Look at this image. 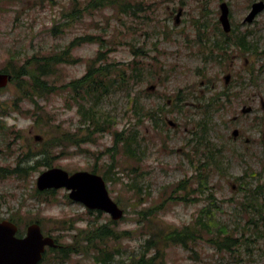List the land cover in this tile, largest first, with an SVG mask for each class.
I'll return each mask as SVG.
<instances>
[{"label": "rangeland", "instance_id": "obj_1", "mask_svg": "<svg viewBox=\"0 0 264 264\" xmlns=\"http://www.w3.org/2000/svg\"><path fill=\"white\" fill-rule=\"evenodd\" d=\"M222 1L229 5L232 28L248 35L252 49L242 51L232 45L229 55L216 61L211 58L210 48L222 36L217 23ZM254 1L258 0H132L134 12L107 5L82 10L71 18L67 10L73 4L83 7L87 0H0V70L9 64L11 55L23 61L33 53L64 48L76 36L100 34L99 40L76 46L72 54L79 59L60 64L50 80L56 77L62 86L81 76L99 49L107 52L109 60L127 63L134 56L132 48L139 47L145 52L139 59L152 62L156 72L153 75L143 70L146 74L132 82L129 91L140 92L149 105L161 104L165 97L177 93L185 95L180 110L169 108L162 115L161 126L147 120L137 125L145 148L142 160L137 162L136 158L119 154L121 179L105 180L109 194L124 209L113 227L132 231L119 241H109L121 248L112 264H126L138 253L151 233L149 218L159 224L180 226L210 207L216 220L235 227L248 245L219 251L204 240L193 245L195 250L171 244L165 248L164 264H264V211L260 213L243 204V181L252 186L264 183V8L252 21L244 19ZM202 22L206 26L199 29ZM252 68L256 81L248 76ZM226 75L230 76L228 81ZM15 82L10 80L0 90V120L8 127L0 126V166H14L18 156L24 159L25 153L37 152L43 142L62 132H86L78 101L67 88L60 86L46 94L36 92L32 100ZM223 89L228 90V96L208 115L204 103ZM129 97L128 90L122 88L102 97L98 108L112 117V125L91 135L94 139L80 146H54L53 166L75 171L90 170L95 165L103 176L106 162L110 161L105 150L113 145V130L136 126ZM244 105H250L251 110L243 112ZM34 113L40 114V123L33 119ZM169 119L175 124H170ZM203 120L208 124L201 130ZM234 128L238 129L237 136L232 134ZM12 130H18L20 136ZM36 158L22 164L34 165ZM198 166L199 179L194 174L199 173ZM48 167L39 164L23 175L0 176V217H15L20 233L38 219L42 230L56 236L63 246L84 245L80 228L111 217L70 199L63 187L53 193L37 194L36 178ZM136 179L145 186L136 209L164 201L156 215L147 218L132 209L136 197L125 183ZM181 180L186 187L173 188ZM181 194L185 197L178 198ZM257 194L264 202V191ZM138 218L147 222L140 227ZM248 226L257 227L258 235ZM55 255L49 251L38 264H98L93 251H73L66 259Z\"/></svg>", "mask_w": 264, "mask_h": 264}, {"label": "trees", "instance_id": "obj_2", "mask_svg": "<svg viewBox=\"0 0 264 264\" xmlns=\"http://www.w3.org/2000/svg\"><path fill=\"white\" fill-rule=\"evenodd\" d=\"M107 5H112L114 7L120 8L121 11H135V4L132 0H87V3L83 7H78L73 4L72 8L68 9L66 15L68 17H74L81 14L82 10H92ZM65 14V13H64ZM217 23H219L217 21ZM200 26H206L205 22L199 24ZM56 26L53 28L56 30ZM199 36L201 38L200 30ZM246 33H239L233 31V34L226 37L213 41L211 46V58L216 61H220L225 58L227 54L229 55V50L233 44L242 51H248L252 49V44L247 39ZM100 34L85 33L84 35L76 36L72 38L64 48L59 50H53L44 53H33L27 56L23 61H19V58L11 55V60L9 64L2 68L3 71L11 73V81H17L16 86L21 89L25 97L33 98L36 92L38 94H46L56 91L61 85L57 83L56 77L50 80L51 76L56 75V69L60 64L63 63H73L79 58H75L72 54L73 49L76 46L81 45L87 41L99 40ZM202 39V38H201ZM102 40V39H100ZM254 45V44H253ZM133 58L127 63H123L117 60H109L107 52L102 49L97 50L96 54L91 57L87 64L86 71L79 77L71 79L65 82L61 87L67 88L73 95V98L78 101L79 112L83 116L84 127L86 129L85 133H80L79 131H65L61 134L54 136L47 142H43L42 148L34 153H25L24 159L21 156L17 157V162L14 166H0V176L9 175H23L25 172H29L31 168H37V165L44 164L46 166H53L52 159L55 156L53 153L54 146L66 147L68 144L80 146L82 142L91 141L94 138L91 135L97 132H103L108 129L114 122L110 115H107L104 111L98 108L99 100L105 95L109 94L112 90L117 88H122L128 90L130 95V112L135 116V122L132 129H114L113 130V145L107 146L105 152L110 156V161L106 162L107 170L103 172V177L105 180H119L121 175L119 174V154L124 153L130 158H136L137 162L142 160V156L145 154V148L142 147V140L140 138V130L137 125L144 123L146 120L153 123L156 126H161L164 122L162 115L166 113L167 109H178L180 110L183 103L185 95L177 93L174 97H165L164 102L157 105H149L145 103L142 99L140 92L131 93L129 87L132 82L140 80L149 71L154 75L155 69L152 62H145L139 59L140 55L145 54L140 48H132ZM155 58V56L153 55ZM17 59V60H16ZM15 62V63H12ZM151 67V68H150ZM146 73H144V71ZM249 79L256 81V73H254L253 68L250 69ZM4 88V87H3ZM2 89V88H1ZM0 89V90H1ZM228 96V90H219L209 96L205 106L207 109L206 113L211 114L210 110L218 108V104L224 100V97ZM33 100V99H32ZM76 101V102H77ZM2 107L0 106V109ZM33 119L40 123V114H33ZM200 123V122H199ZM208 122L201 123L200 129L206 128ZM0 126L6 127V123L0 120ZM8 129V127H6ZM81 129V127L79 128ZM15 136H20L18 130H12ZM9 146V143H8ZM64 152V151H63ZM33 156V157H32ZM37 156V158H36ZM38 156H42L38 158ZM36 158V164L34 165H24L23 161H28L30 158ZM219 167H221L219 165ZM135 168L138 165L135 164ZM198 168L199 173L195 176L199 179L201 168ZM91 171L97 172V167L94 165ZM137 174V173H136ZM139 174V173H138ZM240 179L243 176L239 177ZM199 185L203 183L199 180ZM131 189H133V194L136 199L132 203V209L137 210L144 217L149 215H156L160 208L164 207V201L160 203H151L147 207L141 209H136V206L140 204L137 201L138 198L144 192V184L137 179L134 182H126ZM245 193L246 205H250L253 209L258 212L264 211V202L259 200L257 192L264 191V183H257L252 186L251 183L243 181ZM186 184L181 180L176 183L173 188L184 189ZM260 189V190H259ZM37 194L41 193L40 190L36 189ZM43 192L53 193L55 189H46ZM149 193V192H148ZM185 197L182 194L178 197ZM143 198H146L143 197ZM177 198V197H176ZM192 199V198H191ZM127 206H130L127 204ZM90 210V209H89ZM91 211V210H90ZM89 211V212H90ZM16 223L18 221L15 217H7ZM148 218V217H147ZM264 218V216H263ZM3 219L0 217V220ZM40 222L38 219H35ZM140 225L143 226L147 220L145 218L137 219ZM148 222L151 224V233L145 242L142 244V248L138 253H134L133 256L126 264H164V254L165 248L171 244L180 245L185 249L195 250L194 244L201 240L209 242L217 250H229L233 251L238 246L242 244L248 245L247 239H240L237 235L235 227L232 228L228 224L222 221H217L212 207L206 208L205 211L198 214L195 219L191 222L183 225H169V224H159L153 218H149ZM155 222V223H154ZM116 220L107 219L105 222L94 221L88 226L80 228V241L84 244H79L77 247L70 246H60L58 248H49V251L56 253V258L66 259L70 252H76L82 250L85 253H90L93 251V257L98 264H112L115 256L121 252L119 246L110 244L109 241H119L121 238L131 234V230H118L113 227ZM19 224V223H18ZM258 235V230L256 228L247 227ZM19 231H21L19 227ZM79 240V238H77ZM78 246H81L78 248ZM96 252V253H95ZM45 254V255H46ZM44 255V257H45Z\"/></svg>", "mask_w": 264, "mask_h": 264}, {"label": "water", "instance_id": "obj_3", "mask_svg": "<svg viewBox=\"0 0 264 264\" xmlns=\"http://www.w3.org/2000/svg\"><path fill=\"white\" fill-rule=\"evenodd\" d=\"M263 8V0L254 1L244 19L252 21ZM219 20L224 30H230L229 6L226 1L220 3ZM11 77V73L0 70V88L5 87ZM229 77L226 75V81ZM150 88H154V85H150ZM251 108L250 105H244L242 111L247 112ZM168 122L175 124L171 119ZM232 134L237 136L238 129L234 128ZM36 187L38 190L66 188L70 199L80 201L90 209L105 211L115 220L124 214V209L109 194L103 176L94 171L79 169L70 172L63 167L52 166L39 173ZM17 232L16 222L8 218L0 220V264H37L43 257L46 245H57L53 236L43 233L37 221L26 226L24 236H18Z\"/></svg>", "mask_w": 264, "mask_h": 264}, {"label": "flooded vegetation", "instance_id": "obj_4", "mask_svg": "<svg viewBox=\"0 0 264 264\" xmlns=\"http://www.w3.org/2000/svg\"><path fill=\"white\" fill-rule=\"evenodd\" d=\"M228 6H229V5H228ZM219 9H220V4H219ZM181 10H182V9H180L179 11L181 12ZM180 12L178 13L177 16H179ZM229 13H230V8H229ZM219 15H220V14H219ZM178 19H179V17H178ZM229 19H230V16H229ZM217 21L219 22V23H218V29H221V30H220V32H221V34H222V36H220L221 38H226V37L232 35V34H233V31H236L234 28H232V24H231V28H230V30H228V31L224 30V28H223V26H222V24H221V22H220V20H219V17H218V20H217ZM230 22H231V20H230ZM233 45L235 46V44H233ZM45 234H47V233H45ZM53 236H54V235H53ZM54 238H55V242H57V244H58V247L63 246V245L58 241V238H57L56 236H54ZM48 249H49V246H47L46 250H48Z\"/></svg>", "mask_w": 264, "mask_h": 264}]
</instances>
